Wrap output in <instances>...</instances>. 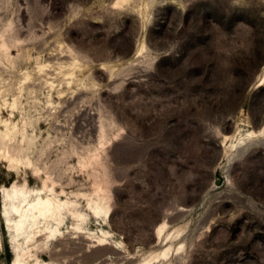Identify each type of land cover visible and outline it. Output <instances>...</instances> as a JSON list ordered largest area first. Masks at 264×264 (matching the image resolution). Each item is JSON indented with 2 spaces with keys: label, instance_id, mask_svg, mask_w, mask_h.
I'll return each instance as SVG.
<instances>
[{
  "label": "rangeland",
  "instance_id": "rangeland-1",
  "mask_svg": "<svg viewBox=\"0 0 264 264\" xmlns=\"http://www.w3.org/2000/svg\"><path fill=\"white\" fill-rule=\"evenodd\" d=\"M0 91V264L31 248L5 191L44 184L83 234L28 264H134L160 227L155 264H264V0H0Z\"/></svg>",
  "mask_w": 264,
  "mask_h": 264
},
{
  "label": "bare ground",
  "instance_id": "bare-ground-1",
  "mask_svg": "<svg viewBox=\"0 0 264 264\" xmlns=\"http://www.w3.org/2000/svg\"><path fill=\"white\" fill-rule=\"evenodd\" d=\"M261 82L262 81H260L257 86H262L263 83ZM3 103L6 106V103ZM14 106L15 102L10 107L13 108ZM0 125H4L5 128V131L3 133L1 132L4 140H7V142L11 141V139L15 136V126L10 124L9 127L7 122L1 121V119ZM258 134H264V127L258 131ZM254 135H256V133H249V137H253ZM232 148L233 147H231L230 150ZM0 158L8 161L11 164L14 162V159L12 156H10L9 150L5 144L3 145L2 149H0ZM4 194L6 197L4 214L9 213V211L6 209V207H9L11 213L16 217L15 221L9 219L7 220L8 231L15 234V236L18 238H23L29 233V240L27 241V244L31 243V248L26 252L23 251L21 255H18L13 261V264H28L30 259H34L35 262H37V259L31 254L30 250L39 252V250L44 248L45 241L51 240L59 233V227L61 225L60 221L63 214H67L73 222V234L77 236L83 234L81 228L78 225L81 219V214L77 211L76 204L59 199L58 195L55 196V192L52 189H49L46 184H44L41 191L17 190L15 187H13L11 192L5 191ZM30 196H35V200L29 201L28 198ZM109 206L100 205L97 202H91V204L88 205V210L95 218H100L102 216L108 215L110 210ZM162 231V227L157 229L154 233V238L158 243L165 245L166 248H163L164 250L161 251L153 252L143 257L139 262L135 261L136 263L134 264H155L157 262H164L167 260L170 254L173 255L174 253H178L180 251L182 248L181 245H179L176 249L167 247L168 244H171L172 240L178 238L177 236L179 234L175 232L174 234L171 233L163 237ZM86 236L89 237V235ZM90 239L93 240L92 244H94V247L97 248L96 250L92 251L91 257L99 258L104 256L105 253H108L109 249L106 247L107 234L105 232H101L100 236L90 237ZM34 240L35 242H33Z\"/></svg>",
  "mask_w": 264,
  "mask_h": 264
}]
</instances>
